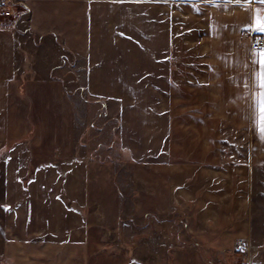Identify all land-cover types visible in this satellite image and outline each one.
I'll list each match as a JSON object with an SVG mask.
<instances>
[{"label": "crops", "instance_id": "1", "mask_svg": "<svg viewBox=\"0 0 264 264\" xmlns=\"http://www.w3.org/2000/svg\"><path fill=\"white\" fill-rule=\"evenodd\" d=\"M15 13L0 17V161L5 214L14 208L22 225L16 254L26 264H215L224 251L227 263L264 264L252 220L264 51L251 49L264 3L25 0ZM69 78L115 110L131 186L78 152Z\"/></svg>", "mask_w": 264, "mask_h": 264}, {"label": "rangeland", "instance_id": "2", "mask_svg": "<svg viewBox=\"0 0 264 264\" xmlns=\"http://www.w3.org/2000/svg\"><path fill=\"white\" fill-rule=\"evenodd\" d=\"M67 81V87L69 89V99L76 113V138L78 152L85 156V158H87L90 162L94 161L98 163H109L112 164L114 168L117 167L118 172L119 170L124 172L122 180H118V183L122 182L121 185L124 184L125 186H131L135 181L132 174V167H129L128 165L123 163L121 164L117 154V114L114 112L115 110L112 108V111L108 112L105 107L97 105L96 100L87 96L81 82H78L73 78H69ZM13 144L18 145L19 143L14 142ZM7 151V146L6 148L3 147L2 153H0V157L3 158ZM2 160H4V158ZM0 164V264H26V262H24V260H26V257L24 255L16 254V252H21L19 246L20 242L18 239L19 233L22 230L20 216L18 219L14 218V216L16 215L13 214L16 212L14 208L8 209L9 215L7 214L6 216L5 214V209H7V202L3 199L4 189H2V186L4 177L2 176V170L4 169L2 167V161H0ZM31 177L32 176H29L28 178ZM28 178L25 177V180H27ZM253 178L252 220L255 230L257 232L260 231L261 233H264V172H260ZM16 184V187H18L19 191H13L12 193L13 207L16 206L15 204H20L22 201L21 186L18 183ZM130 193L129 191L125 190L121 192V205H123V207L125 205V201H131ZM63 198L65 199V197ZM66 201L68 202L67 199ZM68 203L70 204V206H74L80 212L83 211L79 208V206L75 204L73 205V203L71 202ZM17 210H19V208H17ZM124 214L125 213H123L121 216H124ZM19 215H21V209L19 210ZM43 226L44 225H42L40 228L44 229V231H47V226L45 228ZM48 227V231L52 230L50 229V226ZM105 232L107 239H111L116 233V231H113L112 229H108ZM228 258V253L220 252L218 253V255L214 256L213 262L215 264L235 263L232 259H230L229 263H227ZM46 261L50 262L47 263ZM45 262L46 264H52L51 257L46 258Z\"/></svg>", "mask_w": 264, "mask_h": 264}, {"label": "snow or ice", "instance_id": "3", "mask_svg": "<svg viewBox=\"0 0 264 264\" xmlns=\"http://www.w3.org/2000/svg\"><path fill=\"white\" fill-rule=\"evenodd\" d=\"M120 2H124V0H120ZM135 2H140V0H135ZM232 2V0H229ZM235 2L239 3L240 0H235ZM252 0H249L251 3ZM261 3H264V0H260ZM256 27L255 31L264 33V17H260L255 21ZM260 56L259 63L261 64V71L254 73L256 81L258 82L259 88L262 90L256 94L253 100L252 109H253V122L254 124L258 123L261 129V139L264 140V52L258 54ZM256 61H254L255 63Z\"/></svg>", "mask_w": 264, "mask_h": 264}, {"label": "built area", "instance_id": "4", "mask_svg": "<svg viewBox=\"0 0 264 264\" xmlns=\"http://www.w3.org/2000/svg\"><path fill=\"white\" fill-rule=\"evenodd\" d=\"M24 4L25 0H0V17L10 18L15 16L17 9L21 8ZM251 49L254 52L264 51V33L252 35Z\"/></svg>", "mask_w": 264, "mask_h": 264}]
</instances>
